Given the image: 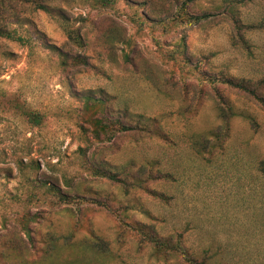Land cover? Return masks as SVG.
<instances>
[{
  "label": "rangeland",
  "instance_id": "obj_1",
  "mask_svg": "<svg viewBox=\"0 0 264 264\" xmlns=\"http://www.w3.org/2000/svg\"><path fill=\"white\" fill-rule=\"evenodd\" d=\"M184 1L153 0L159 15L143 0L100 10L89 0H41L50 13L21 0L0 5V27L13 36L0 37V264H183L141 245L131 231L137 227L182 234L192 251H209L213 264H264V108L218 84L223 76L264 86V0L238 9L242 24L253 27L243 33L248 50L233 43L225 14L196 26L171 19ZM222 1L192 0L187 11L215 12ZM69 29L81 35L82 49L67 44ZM47 45L79 54L87 66L62 69ZM91 92L110 113L140 116L165 137L86 142L78 125ZM216 92L235 114L218 141L210 135L224 127ZM13 106L41 123H28ZM79 148L108 168L142 170V186L162 199L86 173ZM157 173L164 178L149 179ZM44 182L86 200L60 203Z\"/></svg>",
  "mask_w": 264,
  "mask_h": 264
},
{
  "label": "trees",
  "instance_id": "obj_2",
  "mask_svg": "<svg viewBox=\"0 0 264 264\" xmlns=\"http://www.w3.org/2000/svg\"><path fill=\"white\" fill-rule=\"evenodd\" d=\"M11 1V0H10ZM14 1V0H12ZM17 1V0H16ZM22 3L25 4H33L34 8L37 10H41L47 13H50L52 10L48 6L41 3V0H21ZM165 1V0H164ZM173 3H176L177 0H171ZM249 0H223L221 5L218 8H214L215 12H202L200 14H190L187 11V4L191 3L192 0L184 1L178 10H176L175 14L171 19H178L184 25L188 26H196L201 23H204L220 14H225L229 20L231 21V25L233 27V31L235 33V37L232 38L233 43L236 45H240L246 50L249 49L248 41L244 38L243 33L251 31L253 29L250 25L242 24L240 18H238V9L240 6H244ZM4 2V0H0V5ZM116 0H89L90 7L95 10L100 9H111L115 6ZM153 0H143V6L149 7V9H153ZM171 8V4L168 6ZM153 11H156V14L159 15L160 12L157 11V8H154ZM165 12L169 10H164ZM67 31V44L76 47L78 49H82L84 47V42L78 31L69 29ZM0 37L6 39H12V34L6 32L2 27H0ZM47 47L56 52L59 56L60 67L62 69H76L79 67L87 66V60L80 56L79 54L71 55L68 52L61 51L59 48L49 46ZM210 85L214 86L216 83L214 80H207ZM218 84L224 85L230 89H233L241 94L246 95L252 101L257 103L259 106L264 108V86L263 81H247V80H233L230 78L224 79L223 76L218 81ZM216 95V115L221 123L224 126L221 129L213 131L210 133L215 141L219 140V134L225 133L228 131V121L234 117V112L232 106L225 100L218 92ZM1 99V97H0ZM83 107H82V115H79L80 124L78 128L80 129L81 135L86 142H93L95 144H106L112 142L116 136L127 134V133H144L152 138H164L165 135L160 129L155 128L152 124H148L144 122V120L140 121V116L133 117L129 115L126 111L116 112L113 111L110 113L106 106V100L99 96H96L94 92L89 93L88 95H83ZM9 103L14 104L13 101ZM13 109H19L20 113L25 116L27 122L38 126L41 123V118L37 113L32 111L21 109V106L12 107ZM0 109H3L2 104H0ZM117 118H114V116ZM206 140L204 144H208ZM203 144V145H204ZM204 145V146H205ZM208 144L203 151L209 148ZM212 147V146H211ZM86 151L82 148H79L77 154L80 158V166L86 172L89 173L93 177L102 178L108 180L113 183L121 184L125 189L129 187H140L136 189H141L147 192L151 197L161 200L162 196L156 192L149 191L142 186L140 183V176H142L143 172H139L137 175L130 174L126 168L112 169L106 166V163L102 161H96L92 156H87ZM262 175H264V162H260L258 167ZM149 174V173H148ZM157 177L153 178L149 176L150 180L158 181L164 176L160 173H157ZM44 186L47 187L48 192L58 198L60 203L63 204H76L78 201L86 200L82 196H69L66 192H62L58 187L53 185H48L44 182ZM70 187V185L68 186ZM131 231L135 233V236H139L138 242L143 244H150L152 249L155 251V256H162L164 258H178L182 261L183 264H213L212 256L207 250H202L199 252L192 251L189 249L185 243L184 236L182 234H173L166 237L160 236L155 232H151L146 230V227L142 228H131ZM140 232V233H139ZM153 234V235H152ZM28 238L30 235L27 234ZM93 246L96 241H99L97 237L92 234V238L89 239ZM53 243V239H50L49 245ZM100 248V245L98 246ZM94 248V247H93ZM53 248L47 250H42L44 256H50ZM90 250H93L90 248ZM97 254H104L94 248ZM94 252V251H93ZM221 264V263H217Z\"/></svg>",
  "mask_w": 264,
  "mask_h": 264
}]
</instances>
